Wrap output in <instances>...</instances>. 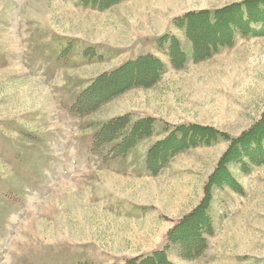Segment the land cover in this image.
Segmentation results:
<instances>
[{
  "label": "rangeland",
  "instance_id": "rangeland-1",
  "mask_svg": "<svg viewBox=\"0 0 264 264\" xmlns=\"http://www.w3.org/2000/svg\"><path fill=\"white\" fill-rule=\"evenodd\" d=\"M243 1L124 0L100 10L82 0H0V264H126L163 250L173 264H264V157L227 165L236 185L213 188L197 257L169 242L183 222L197 243L205 185L264 116V34L236 37L180 70L157 44L168 71L154 86L108 100L106 89L88 92L135 60L139 44L149 51L167 34L191 53L176 18ZM84 94L90 110L74 111ZM121 118L119 137L94 150V134ZM144 120L151 135L118 154ZM182 125L220 136L150 172V148Z\"/></svg>",
  "mask_w": 264,
  "mask_h": 264
},
{
  "label": "trees",
  "instance_id": "trees-1",
  "mask_svg": "<svg viewBox=\"0 0 264 264\" xmlns=\"http://www.w3.org/2000/svg\"><path fill=\"white\" fill-rule=\"evenodd\" d=\"M122 1L124 0H82V3L102 10L110 8ZM175 26L184 31L188 41L187 43L191 45V53H188L178 38L172 35L166 34L160 37L156 44H158L160 49L166 50L170 66L174 70H180L185 68L189 61L200 63L212 58L224 49L231 48L235 44L234 40L236 37L264 34V0H246L222 10H205L188 13L182 18H176ZM167 69V65L155 55H142L135 60L126 62L108 75L100 76L88 92L90 91L89 93H92L96 91L99 93L101 91L102 94L105 92L102 89H106L107 93H103L102 95L108 100L109 98H113V96H117L120 91L126 89L154 86L161 80L165 72L168 71ZM103 81H107L110 84L108 88L99 86ZM86 96V94L80 95L76 99L73 108L74 111L76 109L80 112L90 110L88 105H84V103H89V99ZM97 98H99V95L91 98L94 105L99 101ZM124 120L126 118L112 120L100 132H96L91 138L95 147L93 149L97 150L101 143L105 144L111 139L118 138L119 136L116 135L124 128L122 124ZM150 122L149 120H144L136 123L132 134L129 137H124L120 146H117L114 150L118 154L123 155L136 142L149 137L152 131ZM247 132L243 137H240L234 143L232 142L233 147L227 156L222 159L218 170L214 172L216 175L214 174L215 176L213 175L214 177L205 185V195L198 208L199 210H197L200 213L197 216V223L195 225L198 233L197 243H194L193 239H189L191 238L190 235L192 233L190 232L193 226H186L183 222L175 226L170 233L169 242L180 244V253L186 259L197 257L203 251L206 242L202 239L203 233H201V230L203 231L205 228H208V232H211V223L207 212L209 210L213 188L223 184L235 188L236 182H234L230 172H228L227 165L233 163L239 167L241 166L240 168L242 169L245 163V157L255 162H259L264 157V116L260 122L255 124ZM218 136H220V133L212 128H199L195 125H182L177 127L162 142L150 148L151 150L148 154L147 161L149 163V171L156 173L157 167L166 163L165 161L168 158L189 149V147H195L197 145L208 146L214 143ZM188 241L190 245H188ZM126 264L173 263L168 261L167 253L163 250L152 253L151 256L143 259L129 260Z\"/></svg>",
  "mask_w": 264,
  "mask_h": 264
},
{
  "label": "crops",
  "instance_id": "crops-1",
  "mask_svg": "<svg viewBox=\"0 0 264 264\" xmlns=\"http://www.w3.org/2000/svg\"><path fill=\"white\" fill-rule=\"evenodd\" d=\"M157 41H155V43L150 44V46L147 48L149 49V51H145L146 46L144 44H139L140 48H138L137 50H139V55L137 54L135 57H133V59H136L137 57L139 58V56L142 55H147V54H151V55H155L154 51L155 49H157Z\"/></svg>",
  "mask_w": 264,
  "mask_h": 264
}]
</instances>
